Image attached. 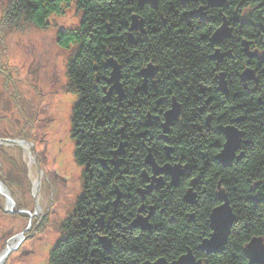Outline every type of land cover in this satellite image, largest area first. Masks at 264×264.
<instances>
[{"label":"trees","instance_id":"obj_1","mask_svg":"<svg viewBox=\"0 0 264 264\" xmlns=\"http://www.w3.org/2000/svg\"><path fill=\"white\" fill-rule=\"evenodd\" d=\"M72 2L76 3L75 7L82 13L81 22L75 29L57 31L56 38L57 44L63 48L69 44L78 45L77 54L69 61L67 67V91L76 94L78 98L71 116L74 157L79 165L85 166L87 172H84L83 197L76 210L81 219L77 216L75 217L76 220L79 219L77 223L62 225L65 235L57 239L50 250L48 263L136 264L142 258L160 252L166 255L171 252L179 254L185 244L191 243L192 250L197 252V236L207 227L206 213L212 203L207 195L211 182L208 183L207 193L202 192L204 188L200 189L201 198L193 208L198 218L196 224L200 227L197 232L193 226L192 237L186 236L182 229L179 230L181 226L179 222L173 223L176 227L166 224L167 227L161 231L142 232L137 229L136 233L131 235L119 231L120 228L117 230L114 228L111 233L114 237L116 235L119 237L115 238L117 243L112 253L106 254L97 244L95 233L99 232L96 221L100 214L105 213L106 205V201L100 200L97 193L108 194L112 190L111 177H107L108 172L102 168L100 160L109 162L110 151L118 144L120 129H124L126 136L124 141L127 144L124 158L128 164L124 167L127 173L122 175L124 182L129 181L134 185L138 180V168L144 164L148 153L147 147H151L154 155L159 157L158 144L152 145L147 136L145 138L140 136L144 130L146 114H152L157 109L155 104L157 99L153 98L155 95L165 100L159 105L158 110L168 103L170 94L181 100L182 134L189 132L193 135L206 127V116L199 112L200 100L195 101L200 97L201 89L196 85L192 86V82L195 81L196 84L200 82L199 78L204 71L200 37L193 32L190 33L185 27L175 26L176 21L169 15L170 22L158 25L159 34H153L152 26L148 28L147 42L129 43L125 34V20L129 12L137 8L136 0H8L0 14V27L16 26L23 20L37 28H46L48 19L60 15L62 9L70 6ZM242 15L250 24H243L240 27L241 36L249 39L255 35L258 42H263L264 0H236V17L241 18ZM110 56H113L121 66L122 79L126 82L127 101L125 100L122 106H117L114 97L109 104L103 102L105 94L102 86L107 74L103 63ZM241 57L242 55L240 62L243 61ZM152 60L180 70L181 73L177 74L178 79L183 83L188 81L189 84L187 86L186 83L183 84L181 89L173 86L170 91L149 90L146 94L136 92V89L133 94L131 86L137 83L136 70L140 65ZM249 61L247 59V62ZM252 62L254 63L252 67L257 69V83L249 80L248 84L245 83L246 87H243L244 83L236 77V92L239 93L237 102L244 106L238 110V114L244 116L238 127L250 143L244 148L243 158L231 169L219 166L211 169L212 175L217 172L218 177L223 180L236 213V223L231 229L223 251L209 257L210 264H247L242 252L244 244L252 236H262L264 239V61L256 58ZM168 73L172 75V72ZM188 96L190 99L187 101L185 98ZM228 119L226 116L216 115V121L225 122ZM203 152L206 154L203 160L211 165L213 153L210 149ZM188 153L190 157H193V154H197V157L203 154L200 151L195 154L189 148L182 154L185 156ZM109 167L110 171H113L112 166ZM113 176L121 177L118 173H114ZM117 183L122 184V181L118 180ZM134 195L137 198V195ZM132 208L133 201L130 200L121 205L119 208L121 213L114 214L119 224L120 215L132 213ZM124 224L129 225V222L125 221Z\"/></svg>","mask_w":264,"mask_h":264},{"label":"flooded vegetation","instance_id":"obj_2","mask_svg":"<svg viewBox=\"0 0 264 264\" xmlns=\"http://www.w3.org/2000/svg\"><path fill=\"white\" fill-rule=\"evenodd\" d=\"M140 1L136 0V4L138 5ZM149 1L153 2L152 6H155L154 9L149 8ZM142 7L135 13L129 12L130 14L128 15V18L131 16L136 17L140 21L139 23H141V26L132 30L131 35L127 36L133 42L131 44L147 42L149 36L148 28L152 26L153 34H159L160 27L158 25L170 22L169 15L176 21L175 26L185 27L190 33L193 32L199 35L204 71L203 75L199 78L200 82L196 84L194 81L192 82V86L196 85L201 89L199 93L200 97L196 98L195 101L200 100L201 108H199V112L206 116V127L199 129L193 135L189 132L182 134L183 106L181 100H178L174 94H170L168 103H165L158 110L159 105L163 101L165 102V100L162 101L155 95L153 98L157 99L155 101L157 109L152 114H146L144 118V130L140 136L142 138L147 136L152 145L154 143L158 144L159 157L154 155L151 147L146 148L147 152L151 153L152 160L149 164L144 161L143 166L138 168V180L134 182V185L129 181L124 182L122 179V175L127 173L124 168L128 164L124 158L126 150L122 156L124 159L117 166L111 165L113 171H107V177H111L110 185L112 190L108 194L97 193V197L102 201H106V205L104 206L105 213L100 214L96 221L99 232L95 233V237L106 254L112 253L117 243L115 238L119 237L118 235L114 237L111 233L114 228L115 230L120 228L119 231L131 235L136 233L137 229L142 232L161 231L167 227L166 224L176 227L173 223L179 222V225H181L179 230L182 229L181 231L186 236L192 237V232H194L193 226H195L197 232L198 227H200L196 224L198 218L193 208L197 206L202 192L206 191L207 193L208 183L211 182L207 195L210 197L212 203L206 213L207 227L204 228V232H201L197 236V252L192 250V243L185 244L179 254L171 252V254L166 255L160 252L155 255H149L148 258H142L136 263L153 264L158 260L170 263L185 255L187 251H190L195 261H199L201 264H210L209 257L217 254H207L200 250L199 246L204 240L209 239L213 232L210 227V216L211 212L221 205L217 199L227 196V202L234 217L225 245L228 242L231 229L236 223V213L231 205L223 180L218 177L217 172L214 175L211 174L212 168L221 167L215 158L223 150L227 141L226 134H222L220 131L227 127H234L236 129V117L240 118L238 110L242 107L237 102L239 93L238 91L236 92V77H239L240 82L244 83L243 87H246L245 83L248 84V81H242L241 75L238 74V71L246 70V76H250L249 78L257 83V69L252 67L254 64L252 61L256 58H261L264 61V41L258 42L255 35L250 36L249 39L241 36L240 27L249 22H241L242 18L236 17V0H145ZM126 23L127 21H125L127 31L129 26ZM216 33H219V37L213 36ZM187 45H191V43H187ZM240 55H242L241 60L244 62L239 61ZM247 59L251 62H247ZM149 65L151 66L150 74L147 76L142 75V70ZM106 70L107 74L102 86L104 94L113 85L112 82H108L111 70L108 68ZM168 72H172V75H169ZM178 72L181 73L180 70L177 71L170 66L161 65L153 60L148 61L140 65L136 70L137 83L131 86L133 94H135L136 89V92L141 91L142 94H146L148 90L158 91L159 89H168L170 91L173 86L179 89L185 83L187 86L189 82H181L177 77ZM119 83L123 91L121 100L117 101V94L113 91L106 104H109L113 97L117 106H122V103L125 100L127 101V98H125L126 82L122 79L121 66L119 67ZM216 92L217 94H215ZM185 99L188 101L190 97L188 96ZM172 101L179 104V110L182 112L173 121L166 123L165 116L163 115L169 109L168 107H170ZM217 114L220 117H228V121H218L219 118L216 121ZM122 132L120 139L126 144L123 128ZM186 148L193 150L195 154L199 151L203 154L200 157H197V154H193V157H190V153L184 156L182 153ZM206 149H210L214 153L213 162L210 161L211 165L203 160L206 157L203 151ZM233 155L235 157V151ZM234 161L232 160V166L235 165ZM207 166L211 167L207 168ZM114 173L120 174L121 177L113 176ZM170 173L172 174V178L170 177ZM118 180H121L122 184H118ZM84 188L85 180L82 183L81 197L83 196ZM202 188L204 189L201 192L200 189ZM134 194L137 195V198H135ZM117 197L119 199L115 201ZM128 200L130 202L133 201L132 213L128 212L126 216L120 215L121 224H119L114 214H118L121 205ZM109 206L111 207L110 210ZM76 212L73 214V217L78 216L81 219L80 215L76 214ZM125 221H128L129 225L124 224ZM115 222L117 223L114 224ZM100 240L102 243H100Z\"/></svg>","mask_w":264,"mask_h":264},{"label":"rangeland","instance_id":"obj_3","mask_svg":"<svg viewBox=\"0 0 264 264\" xmlns=\"http://www.w3.org/2000/svg\"><path fill=\"white\" fill-rule=\"evenodd\" d=\"M7 1L0 0V14ZM75 5L72 2L60 15L51 16L46 28L23 20L16 26L0 27V256L11 249L2 264H49L50 250L65 235L62 225L77 223L73 214L83 197L82 183L87 169L74 157L71 116L78 98L67 91V67L77 54L78 45L63 48L56 38L57 31L77 27L82 13ZM241 18V22H246L243 15ZM108 59L120 67L110 57L103 63L104 68L111 70L106 65ZM245 72L240 71V75ZM116 99L120 101L118 96ZM171 105L172 102L169 109ZM181 112L178 106L177 113ZM243 120L244 116L236 117V129L243 135L237 151L233 146L235 157L228 163L220 161L226 157L215 158L223 169H231L232 160L236 165L250 143L238 127ZM122 133L121 128L109 162L100 160L106 171L110 170L109 165H114L112 161L118 164L124 159L127 146L120 139ZM118 148L121 150L117 151ZM149 155L150 152L144 159L147 164ZM226 200L227 196L217 199L220 206ZM252 238H262L264 242L262 236H252L248 242Z\"/></svg>","mask_w":264,"mask_h":264},{"label":"water","instance_id":"obj_4","mask_svg":"<svg viewBox=\"0 0 264 264\" xmlns=\"http://www.w3.org/2000/svg\"><path fill=\"white\" fill-rule=\"evenodd\" d=\"M145 0H143L144 2ZM138 26H141V23L136 22L135 25L130 26V29H137ZM106 65L111 68L110 77L108 79V82H112V87L106 92L103 101L106 102L109 100L112 92H116L118 96V100H121L122 98V88L120 87L119 83V67L118 65L112 61L108 60ZM151 66L149 65L148 68H145L142 70L141 74L144 76H147L150 74ZM250 76H246V72L242 73L241 80L246 81L249 79ZM178 105L175 103V101H172L171 108L166 111L164 114L165 116V122H170L171 119H173L174 116H176L178 113ZM226 134L227 141L224 145L223 150L220 154H218L217 158L220 160L221 158H225V160H220L221 162L226 161V163L231 161V157L234 154L235 148L233 146L237 147L242 142V132L238 131L237 129H233L232 127H227L221 129ZM236 131V133H235ZM122 149V147H121ZM118 148L117 151L121 150ZM113 155H116L113 153ZM239 157H237L236 160H239ZM146 159L151 161V156L149 155ZM115 166H117V163L112 161ZM6 200L9 201V196H6ZM211 220V229L212 233L210 235V238L207 240H204L201 245L199 246V249L206 252L207 254H218L220 253L224 245L226 243V238L229 234L230 228L232 226L234 217L231 213V208L228 205L227 200L225 201V204H223L220 207H217L211 212L210 216ZM11 249H7L1 256H0V264L3 263L5 257L7 256L8 252H10ZM243 255L248 261V264H264V242L262 238H252L247 245L244 248ZM149 264V263H146ZM153 264H200V262H196L194 260V257L192 256L190 251H187V253L183 256H181L177 261H174L172 263H166L163 260H158Z\"/></svg>","mask_w":264,"mask_h":264},{"label":"bare ground","instance_id":"obj_5","mask_svg":"<svg viewBox=\"0 0 264 264\" xmlns=\"http://www.w3.org/2000/svg\"><path fill=\"white\" fill-rule=\"evenodd\" d=\"M150 2V4L148 5L149 6V8H151V9H154L155 8V6H152V1H149ZM143 6V1L141 0L140 2H139V4L137 5V8L135 7L134 8V10L135 11H133L134 13L135 12H137L139 9H141V8H143L142 7ZM76 9H77V7H76ZM81 17H82V14H81ZM125 21H127V25L129 26V28H130V26H132V25H135L136 24V22H140V21H138V19L136 18V17H133V16H131L130 18H128L127 17V19L125 20ZM80 22H81V20L79 21V23H78V25L80 24ZM76 28V27H75ZM75 28H73V29H75ZM68 30V29H67ZM67 30H64V31H67ZM131 32H132V30H127V31H125V34L127 35V36H129V35H131ZM214 37H219V33H216V34H214L213 35ZM214 37H213V39H214ZM128 39H129V43H133L131 40H130V38L128 37ZM110 60V59H109ZM146 68H148V66L146 67ZM110 156H111V153H110ZM146 229V228H145ZM226 240H227V238H226ZM12 242V243H11ZM10 244L11 245H13L14 243H13V240H11L10 241ZM18 245V244H17ZM244 251V248H242V252ZM246 259V258H245ZM246 262L248 263V261H247V259H246Z\"/></svg>","mask_w":264,"mask_h":264}]
</instances>
